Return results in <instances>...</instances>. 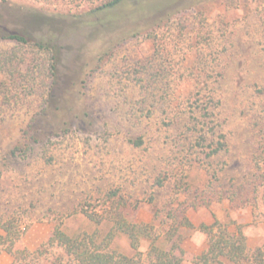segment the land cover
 Here are the masks:
<instances>
[{"label": "rangeland", "instance_id": "1", "mask_svg": "<svg viewBox=\"0 0 264 264\" xmlns=\"http://www.w3.org/2000/svg\"><path fill=\"white\" fill-rule=\"evenodd\" d=\"M107 1L0 0V33L48 45L0 40V221L30 250L119 214L176 228L182 264H200L199 226L216 219L263 246L264 0L152 1L114 26L99 23ZM111 247L135 253L126 234Z\"/></svg>", "mask_w": 264, "mask_h": 264}, {"label": "trees", "instance_id": "2", "mask_svg": "<svg viewBox=\"0 0 264 264\" xmlns=\"http://www.w3.org/2000/svg\"><path fill=\"white\" fill-rule=\"evenodd\" d=\"M152 1L170 3L176 0H109L96 8L102 16L99 23L107 22L114 26L121 17H132L150 7ZM0 40L22 44L33 42L40 48L48 47L45 39L38 42L23 32L4 31L0 33ZM52 71L57 76L55 65L52 66ZM132 142L135 145L142 144V140ZM30 144L29 139H23L12 149V155L25 156ZM225 146V142L218 141L212 154ZM164 182L165 179L161 177L156 181L159 186L164 185ZM89 216L97 223L102 222L101 218ZM111 219L113 226L104 234L95 230L92 233L71 235L57 226L51 239L35 250L19 246L25 231L18 220L11 218L0 221V251H6L13 256L12 264H182L185 250L181 242L184 239L179 235L176 237V228L158 231L154 224L130 221L123 214ZM184 223L195 228L187 216H184ZM233 224L232 228L231 224L216 219L212 224L204 223L199 226L209 237L207 250L197 257L200 264H223L225 260L235 264H264V245L251 251L242 225L235 222ZM118 234H126L130 239L131 246L135 249L132 256L112 249L111 245ZM143 240L149 241L146 252L140 249ZM166 243H170V247H166Z\"/></svg>", "mask_w": 264, "mask_h": 264}]
</instances>
